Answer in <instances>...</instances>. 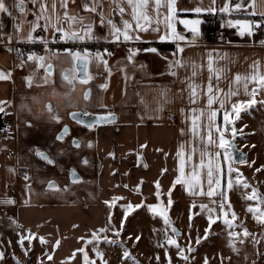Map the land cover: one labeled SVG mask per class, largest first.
Returning a JSON list of instances; mask_svg holds the SVG:
<instances>
[{"label":"crops","instance_id":"0c3cea01","mask_svg":"<svg viewBox=\"0 0 264 264\" xmlns=\"http://www.w3.org/2000/svg\"><path fill=\"white\" fill-rule=\"evenodd\" d=\"M4 2L12 15L0 12V71L11 75L8 79L0 80V101L4 102L0 106L4 108L1 112L4 121L11 119L15 123L16 137L12 156L15 158L16 171L20 170L28 177L21 180L16 172V184L20 185L17 192L21 202L19 223L25 228L36 230L44 238L52 251L55 264L83 263V253L77 249H85L87 242L92 239V233H99L101 228L109 225L108 205L111 203L122 207L132 204L135 210L140 211L148 205L160 204L163 196L167 197L171 190V194H177L184 201L198 202V207L220 204L219 192L226 193V161L224 150L218 147L219 133L215 132V128L213 139L216 144L205 148L209 114L207 85L211 76L214 89L218 84L226 93L230 85L233 90L236 89L233 81L237 74L251 76L257 70L264 74V45L260 43L264 37L257 30H254L252 36H241L237 28L227 24L228 20L235 19L260 22L250 15L264 12V0H255L254 8L251 7L252 0H244L246 11L230 13L219 10L215 13H196L193 10L197 7L219 9L225 3L234 8L239 0H216L215 5L212 0H175L176 17L171 23L185 37L184 40L172 37V29L168 27L166 20L169 16L168 0H160L159 9L156 7V0H149L146 8L138 10L150 18L151 23L145 25L147 31L136 29L133 7L128 0H100L98 11H102L105 17L103 25L97 13L84 8L85 4L91 7L92 0H68L67 8L61 6V0H37L35 4L32 0H24V12L15 7L19 0ZM41 4L46 5L43 13ZM118 6L124 9L122 15ZM66 11L69 16L76 17L74 23L65 17ZM37 16L41 17L40 27L31 33L34 39L30 41L27 37ZM211 17L216 18L219 28L209 25L208 19ZM185 19L201 21L198 35L194 37L190 29L180 23ZM108 20H112L121 29L122 21H128L133 29L130 35L140 37L139 40H124L121 35L119 40L127 43L151 42L156 51L133 48L101 51L99 53L108 61L107 67L95 59L97 52L89 53L91 62L88 73L92 79L88 84H82L80 79L84 73L77 70V78L72 85L64 80V73H72L76 62L66 50L46 48L44 52L37 54L38 57H45L44 61L21 62L15 57L14 48L18 44L46 42L61 36L62 33L56 32L52 24H58L66 31H77L81 35L84 34L83 29L91 24V36H85L81 40L115 39ZM18 23L21 24L20 29L15 27ZM45 23L49 24L47 30L43 27ZM215 28L219 30L220 37L216 40L208 39V31ZM161 36L168 38L161 40ZM164 44L171 47L165 48ZM177 46L184 51L178 52ZM130 55L131 60L128 58ZM209 56L213 70H223L219 80L215 71H209ZM173 60H181L183 66L170 68ZM257 61L258 69H254L253 65ZM41 63L45 67H40ZM48 64L52 65L50 74L45 71ZM172 71L176 75H172ZM193 72L196 74L193 75ZM27 77H32L31 86ZM105 84L107 87L102 88L101 85ZM189 84L199 86L195 103L191 102ZM255 86L253 82H249V91ZM88 90L91 96L85 101L83 94ZM250 98L244 94L241 82L239 95L231 97L225 109L230 111L231 103ZM256 99L264 100V90L258 91ZM49 104L52 106L51 112L48 111ZM255 106L260 110L264 108L261 103ZM219 107L216 102L212 105V110H218ZM192 109H196V112L193 113ZM75 111L111 112L115 114V119L89 128L71 117V113ZM201 111L203 116H200ZM54 115L59 116V121L52 118ZM193 115L200 116L195 138L192 132ZM216 124L223 129V110L218 111ZM65 125L69 129L68 134L63 140H56ZM200 136L205 138L203 143ZM73 140L79 142V147L72 143ZM141 145L146 147L141 148ZM181 145L184 146L185 176L191 174L192 165L199 166L200 151L206 150L221 164V189L217 190L215 197L193 195L188 191L187 185L183 184H176L173 188L180 175L181 157L177 152L181 150ZM193 148H196L195 153L192 152ZM36 150L48 153L54 163L48 164L42 160L36 155ZM217 151L221 153L219 158L215 156ZM189 156L192 157L191 160L188 159ZM204 159L207 163L208 156ZM201 172V186L206 193V168ZM49 182H54L55 187L49 188ZM157 182L160 185L159 197L156 196ZM201 186H197L194 191L199 193ZM114 197L122 199L113 202ZM138 204L141 206L135 207ZM129 222L127 220L124 225H129ZM126 230L131 229L126 227ZM131 237L135 238L132 234ZM58 240L60 244L57 247ZM134 245L138 246V242H134ZM212 255L213 258L217 257V264L225 262L221 260L225 254L216 252ZM186 256L187 261L181 257L176 264H203L196 260L201 256L200 253L197 255L191 252V255ZM253 261L264 264V253H255L249 264H253Z\"/></svg>","mask_w":264,"mask_h":264},{"label":"rangeland","instance_id":"374dc122","mask_svg":"<svg viewBox=\"0 0 264 264\" xmlns=\"http://www.w3.org/2000/svg\"><path fill=\"white\" fill-rule=\"evenodd\" d=\"M215 26L219 28L217 21ZM233 126L238 130L237 144L248 153L249 158L247 163L238 164L233 158L231 149H228L233 158L234 171L231 174L233 187L228 189L226 183L227 200L224 203L226 206L230 203L231 208L226 207L224 211H228L229 220L232 219L233 211L236 214L237 219L232 221V228L224 223V215L219 205H209L207 208L198 207V202L184 201L177 194H171L173 201L171 205L168 204L169 195L163 196L155 212L148 207L137 211L134 208L127 209L111 203L108 205V218L111 217V221L106 227L107 231L95 233L98 237L96 240H93V232L90 240L93 242L86 245L85 251L89 259L95 264H104V262L106 264H169V258L170 264L179 263L181 255L178 254L175 245L167 244V238L177 240L180 248L184 249L185 256L186 254L191 255V252L197 255L200 253L201 256L195 258L203 264H205V259L208 264H217V257H212V254L216 252L225 254L223 255L225 257H221V260L225 261L223 264H249L255 253H264V219L258 220L252 212L248 211L251 207L257 210L256 216L264 213V108L260 110L258 106L253 105L240 113L234 125H224L223 129H226L224 135L227 141L233 136L231 130ZM15 137L16 131L7 134L5 126L0 129V252L4 253L0 264H17V262L19 264H55L54 258L48 259L49 255L52 256V251L46 243L40 242V234L19 223V203L21 202L17 196L20 185L16 184L18 183L16 172L21 180L25 179L26 174L20 170L16 171L15 158L12 156L14 155L12 147ZM225 161L227 172L229 161L226 159ZM228 178L227 173L226 181ZM237 179L239 183H236ZM244 183H247L249 187L245 188ZM13 186L16 189L14 194L11 190ZM253 189H255V197L249 199L253 196ZM6 201H14V203H6ZM208 208L215 209L212 216L216 222L211 225L210 229ZM161 211L165 212L171 221L170 224H165L164 216L160 215ZM125 212H127L126 217ZM127 220H130L129 225H124ZM126 227L131 230H126ZM173 228L177 229V233H173ZM245 228L250 233L247 237L243 235ZM206 229H208L207 233ZM230 232L240 233L239 238L230 237ZM30 233L31 241L25 239L21 247L20 237H28ZM131 234L135 237L140 236V240L133 239ZM197 238L200 240L199 243L196 242ZM241 240L244 242L241 243ZM254 240L261 241L257 244ZM108 241H115V243ZM134 242H138V246L134 245ZM230 245H234L239 251H233ZM93 248L103 254L102 260ZM189 248L192 251H189ZM125 250L130 253L127 258L123 255ZM157 257H159L158 260ZM189 259L191 260L192 257ZM82 264H84V259Z\"/></svg>","mask_w":264,"mask_h":264},{"label":"snow or ice","instance_id":"6c2138e0","mask_svg":"<svg viewBox=\"0 0 264 264\" xmlns=\"http://www.w3.org/2000/svg\"><path fill=\"white\" fill-rule=\"evenodd\" d=\"M37 2V0H32V3L35 4ZM67 2L68 0H61V6L64 8H67ZM74 2V0H73ZM149 0H128L129 5H131L133 7V16L134 19L136 20V29L141 30V31H147V27L145 26L146 24H150V18L149 16H147L143 11H138L139 9H143L146 8L148 5ZM216 0H212L213 5H215ZM100 0H92V5L91 7H89V5L85 4L84 8L86 11H91L94 13H97L100 16V23L101 25H103L105 23V17L103 15L102 11H98V9L100 8ZM16 8H19L21 12H24V0H19V3H17L15 5ZM53 7H55V5H53ZM119 7V6H118ZM156 7L157 9H159L160 7V0H156ZM251 7L254 8L255 7V0H252V4ZM168 8H169V16L166 17V20L168 21V27H170L172 29V37L179 39V40H184L185 37L180 35L177 31L175 26L171 23V21L176 17V7H175V0H168ZM40 9L41 12L43 13L44 11H46V5L45 4H41L40 5ZM217 10H219L222 13H230L232 11H246L244 9V0H239V2H237L234 5V8H230L228 3H225L223 7L217 9L216 7H208V8H201V7H197L195 8L193 11H195L196 13H202V12H209V13H215ZM119 11L121 13V15L124 12V9L122 7H119ZM0 12H7L9 15H12V13L9 11V8L6 6L4 0H0ZM255 14V13H253ZM65 17L71 21V22H75L76 21V17L74 16H69L68 12L66 11L64 13ZM259 15L264 18V12H260ZM41 19L40 16L36 17V21L33 22L32 24V28L30 30V33L27 37L28 40H33L34 37L32 36L31 33H34L36 31V29L38 27H40L39 24V20ZM46 20H48L47 17H45ZM82 19V18H81ZM141 21H143L144 23H141ZM107 23L109 25H111L112 28V35L114 36V38L116 40L120 39V36L123 35L124 40H130V39H137L139 40L140 37L139 35H136L135 37H133L132 35H130V31H133L132 29V25L128 22V21H122L123 23V29L119 28L116 26V24L113 23L112 20H108ZM180 23H182L185 28H189L190 31L193 33V36L195 37L196 35L199 34V28L198 25L201 23L200 20H181ZM227 24L229 27H235L238 29L239 31V35L244 36V35H248V36H252L254 34V30L256 29H260V28H264V19H262L260 22H255L253 20L250 19H235V20H228ZM49 24L45 23L44 30H47ZM56 32L58 33H62L61 35V39H84L85 36H91L92 30H93V25L89 24L87 25L84 29H83V35H81L79 32L77 31H66L63 27H60L58 24H52L51 25ZM15 27L17 29L21 28V24H16ZM71 27V25H70ZM168 37L166 36H161L160 39H166ZM9 39H11V37H9ZM40 39H43L42 37ZM260 43L262 45H264V40L260 41ZM148 51L151 52H155L156 49L151 48V49H147ZM177 50L178 52L182 53L184 51L183 48H180L179 46H177ZM67 54L69 56L72 57V60L74 62H76V66L74 67V69L72 70V73H69L68 71H65L64 73V80L68 82V84L72 85L75 81V79L77 78L75 76V72L77 70H82L84 73V76L80 79V82L82 84H88V82L92 79V76L88 73V65L91 62L89 59L90 54L85 51V53L83 55H81V53L79 51L73 52L72 50H66ZM107 51V50H105ZM108 55H111V53H108ZM129 60H131V55L128 57ZM95 59L102 62L105 67H107L108 61L106 59H104L103 54L97 52L95 54ZM28 60H39V61H44L45 57L43 56H37L35 53H31L28 55ZM258 65L259 62H255V64L253 65L254 69H258ZM21 66H23V63L21 64ZM183 63L181 60H173L170 62V68L174 69V68H178V67H182ZM40 67H45V65L43 63L40 64ZM193 67L195 68V65H193ZM209 71H215L217 73V80L220 79V73H222V69H215L213 70L212 68V62H211V56H209ZM52 69V65L48 64L47 67L45 68L46 73L51 72ZM172 75H176L175 71H172L171 73ZM196 73L193 72V75H195ZM10 73L5 74L4 72L0 71V80L3 79H8L10 77ZM29 82V85L31 86V82H32V77H27L26 78ZM241 82H243V90H244V94L251 97L250 99L247 100H238L235 103H231V110H227L225 109V105L227 103H229L231 101V97L233 96H237L239 95V86L241 84ZM249 82H253L256 86L253 87L251 89V91H249L248 89V84ZM45 83H47V76H45ZM233 83L237 86L235 90H233L232 86H229V90L224 93L223 90H221L217 84V86L213 87L212 83H211V76L209 77V83L207 85V105L209 108V114H208V123L206 125L207 127V142L205 145V148H207L208 146L214 145L216 144V141L213 139V128H215V132L219 133V145L218 147L221 149H224V159L229 161V166L227 169V173H228V181H227V187L228 189H231L233 187V180L231 179V174L233 173L234 169L232 167V155L231 153L228 151V149L231 147V144L229 141H227L225 139V135L224 132L226 129H222L219 125L216 124V117H217V113L220 110H223V122L225 126H228L230 124L234 125L235 119H239L240 117V113L242 111H245L248 108H251L253 105L257 104V103H261L264 104V100L261 101H257L256 99V95L258 93V91L260 90H264V74H261L258 70L255 71L251 76H241L240 74H237L234 78ZM102 88H106L107 85H101ZM199 86L195 85V84H189V88L191 89V102L195 103L196 102V97L198 95V89ZM74 90V89H73ZM222 93V95H221ZM91 96V92L90 90L85 91L83 94V98L85 101H88L90 99ZM218 102L219 103V109L218 110H212V105L214 103ZM4 102L0 101V105H2ZM48 111L51 112L52 111V106L51 104H49L48 106ZM4 108L2 106H0V112H3ZM192 112L195 113L196 109H192ZM234 114V116H233ZM71 115L73 117H75L77 114L71 113ZM200 116H203V111H201ZM200 116H196L193 115L192 117V132H193V137L195 138L197 136V129L199 127L198 125V120L200 119ZM53 119L59 121V116L58 115H54L52 117ZM115 119L114 114H112L111 112H109L107 115L105 116H99L96 118V120L93 123L87 124L86 126L89 128L95 127V125L97 123H101V122H112ZM232 133L233 136H235L236 132L238 131L234 126L232 127ZM68 127L67 125L64 126L63 131L60 135L56 136V140H63L64 136L68 134ZM181 132L183 133V129L181 130ZM200 141L203 143L204 142V136H200L199 137ZM72 143L76 146L79 147V142L76 140H73ZM146 147V145H141V148ZM183 145H181V150L177 152V155L181 157L180 160V175L177 176L174 184H173V188L175 187L176 184H183V185H187L188 191L193 194H200V195H204L206 194L208 197H215L217 195V190L221 189V179H220V175L222 173V167L221 164L219 163L218 160H214V158L211 156L210 153H208L206 150L205 151H200L199 155H200V163L199 166L197 167L195 164L192 165V171L191 174L188 176H185L184 174V166H185V160H184V152H183ZM192 152L195 153L196 152V148L192 149ZM36 155L39 156L42 160L46 161L48 164H53L54 163V159L51 158L48 153L44 152V151H39L36 150ZM111 155V154H110ZM208 156V160L207 163H205V156ZM221 155V153L219 151H217L215 153L216 158H219ZM189 160L192 159L191 156L188 157ZM240 163H247L245 157L243 156V154H241V158H240ZM84 163H87V160L84 161ZM206 168V180H207V192L204 193L202 186H201V179H202V172L201 170ZM10 171H14L11 170ZM166 171V170H165ZM257 171H260V169H257ZM74 173V170H73ZM25 179H28L27 176H25ZM236 183H239V179H237ZM197 186H201V191L199 193H196L194 191V189ZM55 184L54 182H49V188H54ZM244 187L247 188L249 187V185L247 183H244ZM156 188H157V192H156V196L159 197L160 196V185L159 182L156 183ZM169 198H168V204L171 205L173 203L172 199H171V190H169ZM219 195L221 197V201L219 204V208L220 210L223 212L224 215V223L226 225H228L229 228L233 227L232 221L236 220V214L233 211L231 213V217L232 219L229 220L228 219V211H224L225 209V203L224 201L227 200V196L225 195V193L223 191L219 192ZM255 197V189H253V196L249 197V199H252ZM117 199H122V198H117L114 197L113 198V202ZM213 203H215V201H212ZM6 203H14V201H6ZM105 203H108L107 201ZM141 205H135V207H140ZM195 205H193L194 207ZM202 208H205L207 206L205 205H201ZM228 208H231L230 203L227 205ZM127 209H132L133 205L132 204H128L126 206ZM148 208L151 211H156L158 208V205H148ZM209 212V216H208V221H209V229L211 228V225L214 224L216 221L215 219H213L212 213L215 211L214 208H208L207 209ZM248 211L252 212L253 215L259 220V219H264V213H261L259 216H256V212L257 210L254 208H249ZM160 215L164 216V222L165 224H170L171 221L168 219V217L166 216L164 211L160 212ZM127 216V212H125V217ZM191 219V217H189ZM219 217H217L218 219ZM111 221V217H109V222ZM123 224V221H122ZM101 233L106 232L107 228H101L99 230ZM173 233H177V229L173 228L172 229ZM206 233L208 232V229L205 230ZM117 235H119V232H117ZM243 235L244 237H247L250 235V233L248 232V230L245 228L243 231ZM230 237L233 238H239L240 233L238 232H230L229 233ZM207 238V236L205 237ZM25 239H28L29 241H31L32 239V235L31 233L29 234L28 237H24L21 236L19 243L21 245V247H23L24 241ZM82 239V238H81ZM98 239V237L96 236V234H93V240ZM105 239H107L105 237ZM135 239L137 241L140 240V236H136ZM40 242L41 243H45V240L43 237H40ZM93 241H88L87 243H92ZM109 243H115V241H108ZM197 243L200 242L199 238H197ZM241 243H243L244 241L241 240ZM254 243H259V241H255ZM60 244V241H56V246L58 247ZM167 244L169 245H175L178 251V254L181 255V257L187 261L188 257L185 256L184 253V249L180 248L179 244L177 243V240L172 239V238H167ZM233 247V251H239L237 248H235L234 245H230ZM189 251H192L191 248L188 249ZM78 252L83 253V259H84V264H95L94 261L89 259L88 253L85 251L84 248H79L77 249ZM93 251L96 252V255L98 257L101 258V260L103 259V254L96 248H93ZM75 255V253L73 254ZM124 257L127 258L129 257L130 253L125 250L123 253ZM257 255H259V252H257ZM4 258V253L0 252V260H2ZM49 260H52L53 257L51 255L48 256ZM134 259V258H133ZM159 259V257H157V260ZM17 264H19V262H17ZM104 264H106V262H104ZM169 264H170V258H169ZM205 264H208L207 259H205ZM253 264H256L255 261H253Z\"/></svg>","mask_w":264,"mask_h":264},{"label":"built area","instance_id":"2783aa9c","mask_svg":"<svg viewBox=\"0 0 264 264\" xmlns=\"http://www.w3.org/2000/svg\"><path fill=\"white\" fill-rule=\"evenodd\" d=\"M216 19L215 17H211L208 20V23L211 26H215ZM260 35L264 37V28L256 29ZM208 34V39L216 40L220 37L219 30L213 29ZM155 45L151 42L144 41H136L133 43H127L123 40L116 39H108V40H99V41H85L81 39H61V36H56L51 41H32L25 42L15 46L14 52L15 57L21 62L28 60V55L31 53L40 54L45 51L46 48L54 49V50H72L73 52L79 51L81 54L87 51L88 53H95L101 51H112L116 48H123L128 50L129 48H133L135 50H147L154 48ZM5 131L9 134L12 131H15V123L13 120L9 119L5 125ZM12 194L16 191L15 187H11Z\"/></svg>","mask_w":264,"mask_h":264},{"label":"water","instance_id":"95a60500","mask_svg":"<svg viewBox=\"0 0 264 264\" xmlns=\"http://www.w3.org/2000/svg\"><path fill=\"white\" fill-rule=\"evenodd\" d=\"M74 113V112H73ZM75 113L77 114L75 117H73L71 115V117L79 122L80 124L83 125H87L90 123H93L97 117L99 116H105L108 113H93V112H85V111H75ZM115 116V114H114ZM107 122H101V123H97V124H104ZM237 136H238V131L236 132L235 136H232V138L229 140L230 144H231V152L233 154L234 160L236 161V163L240 164V158H241V154H243V156L245 157L246 161L248 160V153L244 150H242L238 144H237ZM181 232L178 230V234H180Z\"/></svg>","mask_w":264,"mask_h":264},{"label":"trees","instance_id":"16d2710c","mask_svg":"<svg viewBox=\"0 0 264 264\" xmlns=\"http://www.w3.org/2000/svg\"><path fill=\"white\" fill-rule=\"evenodd\" d=\"M250 17L253 19L259 20V21L264 19L260 15H250ZM163 47L166 48V47H171V46L169 44H164ZM5 125H6V122L4 121L3 113L0 112V129H2Z\"/></svg>","mask_w":264,"mask_h":264},{"label":"flooded vegetation","instance_id":"af4514ba","mask_svg":"<svg viewBox=\"0 0 264 264\" xmlns=\"http://www.w3.org/2000/svg\"><path fill=\"white\" fill-rule=\"evenodd\" d=\"M85 126V125H84ZM87 127V126H86Z\"/></svg>","mask_w":264,"mask_h":264}]
</instances>
